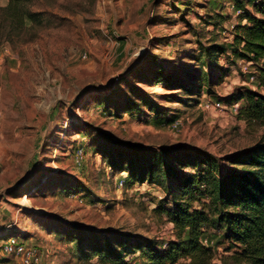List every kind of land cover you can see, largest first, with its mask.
<instances>
[{
  "label": "rangeland",
  "instance_id": "obj_1",
  "mask_svg": "<svg viewBox=\"0 0 264 264\" xmlns=\"http://www.w3.org/2000/svg\"><path fill=\"white\" fill-rule=\"evenodd\" d=\"M9 3L0 0V253L13 263L2 245L20 235L47 264H111L80 245L111 230L166 248L176 232L156 208L169 206L168 197L160 185L130 176L131 152L184 145L225 166L228 155L264 136V126L240 119L243 101L228 100L258 89L249 81L256 63L213 54L211 90L199 96L154 85L156 74L194 88L190 75L205 47L229 46L234 25L247 19L230 9L233 0H22L20 9L38 16L21 26L7 19ZM205 99L221 106L204 110ZM111 150H123L124 171L112 166ZM207 239L216 250L211 264H245L227 251L223 230L209 229ZM126 260L142 264L139 253Z\"/></svg>",
  "mask_w": 264,
  "mask_h": 264
},
{
  "label": "trees",
  "instance_id": "obj_2",
  "mask_svg": "<svg viewBox=\"0 0 264 264\" xmlns=\"http://www.w3.org/2000/svg\"><path fill=\"white\" fill-rule=\"evenodd\" d=\"M21 1L10 0L5 9L11 24L23 26L26 18L34 20L38 16L36 12L21 10ZM233 1L245 9L241 17L247 19V23L234 25V40L229 46L205 47L206 58L201 60L200 69L190 75L196 80L194 88L190 89L188 80L168 79L162 70L157 72L154 85L163 81L199 96L205 87L211 90L212 80L206 65L213 61V54H227L232 61L256 63L258 70L254 75L258 89L243 88L228 100L243 101L238 112L240 119L264 126V0L249 1L254 12L244 0ZM201 57L202 54L198 59ZM104 101L108 105L110 98ZM118 109L115 113L120 116ZM108 153L112 166L124 171L120 160L123 150ZM131 153L135 156H129L130 176L140 182L160 185L165 191L169 206L156 209L174 224L176 240L168 242L163 249L148 238L111 230L102 238L90 239L87 244L81 238V249L86 255L92 253L111 264H130L126 256L137 253L142 264H176L183 258L189 259V264H211L216 250L203 240L209 229H213L223 230V239L228 242L226 249H235L233 256L237 261L264 264V136L247 149L228 155L225 166L222 158L208 150L184 145L144 148ZM188 169L192 171L187 172Z\"/></svg>",
  "mask_w": 264,
  "mask_h": 264
},
{
  "label": "built area",
  "instance_id": "obj_3",
  "mask_svg": "<svg viewBox=\"0 0 264 264\" xmlns=\"http://www.w3.org/2000/svg\"><path fill=\"white\" fill-rule=\"evenodd\" d=\"M230 9H232L237 16H242L245 13V9L241 6H237L236 3H231ZM249 78V81L256 82L254 74H252ZM117 79H119V77ZM220 106L221 103L219 101L214 102L210 99H205L201 102V107L204 110L219 108ZM236 107H238V104H236ZM179 125L180 120H174L170 124L171 128L174 130H177ZM83 157L84 149L80 147L75 155L76 163L81 164ZM123 184L124 182L121 181L120 185L123 186ZM5 239L6 240L2 245V249L4 250V253H8L11 256V259L14 260L11 264H42L43 252L37 245L26 241L20 235H9ZM207 241V238L203 240L204 243H207Z\"/></svg>",
  "mask_w": 264,
  "mask_h": 264
},
{
  "label": "crops",
  "instance_id": "obj_4",
  "mask_svg": "<svg viewBox=\"0 0 264 264\" xmlns=\"http://www.w3.org/2000/svg\"><path fill=\"white\" fill-rule=\"evenodd\" d=\"M244 23V22H243ZM27 241V240H26ZM0 260H2V262H0V264H6L7 262H9L10 260L5 258L4 254L1 252L0 253ZM6 261V262H5ZM8 264V263H7ZM10 264V263H9ZM42 264H47L46 262H44V257H43V262Z\"/></svg>",
  "mask_w": 264,
  "mask_h": 264
}]
</instances>
